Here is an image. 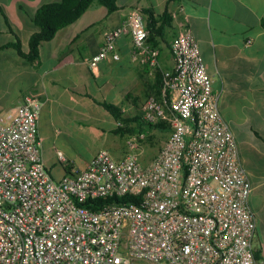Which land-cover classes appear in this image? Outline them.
Masks as SVG:
<instances>
[{
	"label": "built area",
	"instance_id": "1",
	"mask_svg": "<svg viewBox=\"0 0 264 264\" xmlns=\"http://www.w3.org/2000/svg\"><path fill=\"white\" fill-rule=\"evenodd\" d=\"M123 35L151 71L159 67L160 50L136 7L108 32L92 69L120 59ZM171 49L160 96L141 106L147 122L170 127L148 163L140 158L147 134H130L122 159L101 149L86 168L57 180L41 153L43 100L29 93L0 114V264H258L253 185L189 24ZM127 195L133 200L85 205Z\"/></svg>",
	"mask_w": 264,
	"mask_h": 264
},
{
	"label": "crops",
	"instance_id": "2",
	"mask_svg": "<svg viewBox=\"0 0 264 264\" xmlns=\"http://www.w3.org/2000/svg\"><path fill=\"white\" fill-rule=\"evenodd\" d=\"M60 1L0 0V114L17 109L29 93L43 100L38 120L41 153L57 180L86 168L101 149L122 159L129 152V134L114 132L120 122L101 102L119 106L131 120L142 114L143 102L158 91L162 71L174 65L173 38L189 24L253 185L249 205L257 217L254 248L258 264H264V0H117L113 12L94 2L51 40L43 41L39 58L29 61L10 44L20 41L28 53L38 31L34 14ZM136 7L172 16L168 41L156 45L159 67L151 71L135 56L130 35H123L118 41L120 59H105L92 69L89 59L99 52L108 32L122 25ZM154 156L144 140L142 162Z\"/></svg>",
	"mask_w": 264,
	"mask_h": 264
},
{
	"label": "trees",
	"instance_id": "3",
	"mask_svg": "<svg viewBox=\"0 0 264 264\" xmlns=\"http://www.w3.org/2000/svg\"><path fill=\"white\" fill-rule=\"evenodd\" d=\"M98 2L105 5L109 11L113 12L118 8L117 0H61L60 2L50 3L41 6L34 14L33 21L38 28L30 39V50L28 53L23 51L20 41L11 43L10 46L14 47L18 53L28 59L35 61L39 58V46L43 41L51 40L57 31L75 20H77L88 8L94 3ZM146 19V26L149 31L148 41L153 45H159L161 40L168 41V32L173 27V19L168 11L161 15H155L152 10L143 9ZM264 25V21H263ZM158 91L156 95L159 97L161 93L162 82L157 85ZM101 105L106 108L113 117L120 122L114 130L116 134H139L146 133L147 138H152L153 130L162 132L166 138L169 136L170 127L167 123L151 124L147 122L142 114H138L134 119L125 117L121 108L115 104L108 102H101ZM135 121L136 125L131 126V122ZM146 138V139H147ZM133 200L130 196H112L106 198L89 199L85 205L95 204L93 209H98L102 205L109 202H126ZM257 258V254L255 252Z\"/></svg>",
	"mask_w": 264,
	"mask_h": 264
},
{
	"label": "rangeland",
	"instance_id": "4",
	"mask_svg": "<svg viewBox=\"0 0 264 264\" xmlns=\"http://www.w3.org/2000/svg\"><path fill=\"white\" fill-rule=\"evenodd\" d=\"M166 136L162 132H156L152 138L145 139L148 142L149 150L153 155H156L157 152L162 147V142L165 140ZM147 153H145V156ZM82 156H87L86 154H82ZM143 159V158H142Z\"/></svg>",
	"mask_w": 264,
	"mask_h": 264
}]
</instances>
